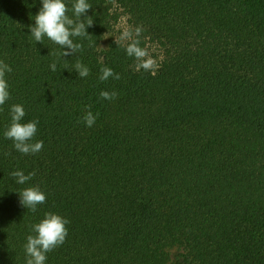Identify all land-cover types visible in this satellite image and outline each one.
Here are the masks:
<instances>
[{
    "label": "trees",
    "instance_id": "1",
    "mask_svg": "<svg viewBox=\"0 0 264 264\" xmlns=\"http://www.w3.org/2000/svg\"><path fill=\"white\" fill-rule=\"evenodd\" d=\"M88 3L93 26L73 37L83 50L61 57L29 32L40 0H0V60L12 69L0 106V264H25L30 226L46 212L70 221L46 264H167L170 247L174 264H264V0ZM138 26L154 73L119 42ZM105 66L120 79L100 81ZM13 104L22 122L39 121L35 155L3 135ZM17 170L35 176L21 185ZM34 185L47 197L36 212L18 194Z\"/></svg>",
    "mask_w": 264,
    "mask_h": 264
},
{
    "label": "clouds",
    "instance_id": "2",
    "mask_svg": "<svg viewBox=\"0 0 264 264\" xmlns=\"http://www.w3.org/2000/svg\"><path fill=\"white\" fill-rule=\"evenodd\" d=\"M41 7L34 16V25H29V32L35 42L42 44L45 37L58 45L62 52L61 57L73 56L83 50L80 43H75L73 37H87L89 34L86 28L93 26V19L87 15L92 8L88 0H73L71 9L65 0H40ZM69 11L72 15L69 16ZM143 29L138 26L125 28L119 42L125 47V52L129 57L137 61V70L143 69L146 72H153L157 68L156 61L151 57L149 51L141 47L140 36ZM51 71H56V62L49 65ZM75 72L81 78L90 74V69L79 60L74 66ZM9 65L0 60V106L4 105L10 99L9 86L5 79L6 72H11ZM100 81H107L109 78L120 79L119 73H116L110 67L100 69ZM100 97L104 100H114L117 98L116 91H101ZM90 107V106H89ZM26 115L25 109L21 104H13L10 107V123L4 130L5 139L13 142L15 150L24 155H35L43 148V141L36 140L32 142L38 131V120L22 122ZM98 115V114H97ZM97 115L89 110L83 117L87 127H92L97 119ZM11 153H4L5 156ZM18 184H26L34 176L35 172H29L27 175L23 171L17 170L11 173ZM19 202L24 208L36 212L37 206L46 202V194L41 191L38 185L23 188L19 193ZM70 221L59 214L46 212L43 218L30 226L32 234L26 237L24 244L25 264H46L47 254L61 246L68 235L66 227Z\"/></svg>",
    "mask_w": 264,
    "mask_h": 264
},
{
    "label": "rangeland",
    "instance_id": "3",
    "mask_svg": "<svg viewBox=\"0 0 264 264\" xmlns=\"http://www.w3.org/2000/svg\"><path fill=\"white\" fill-rule=\"evenodd\" d=\"M114 37L115 35L112 32L106 33L98 43V50L103 51L104 49H107ZM179 251L180 250L177 247H170L167 249L169 258L167 264L175 263V261L178 259Z\"/></svg>",
    "mask_w": 264,
    "mask_h": 264
}]
</instances>
